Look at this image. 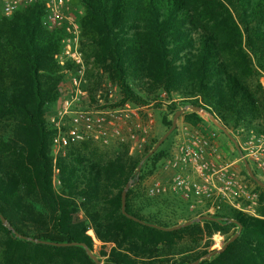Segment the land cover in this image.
Here are the masks:
<instances>
[{"label":"trees","instance_id":"trees-1","mask_svg":"<svg viewBox=\"0 0 264 264\" xmlns=\"http://www.w3.org/2000/svg\"><path fill=\"white\" fill-rule=\"evenodd\" d=\"M83 8L80 44L94 67L116 84L122 100L145 104L164 93L167 113L199 105L230 130L262 128L264 87L255 77L264 73V0H74ZM40 3L14 12L0 9V213L19 233L54 242H82L94 253L86 232L110 243L100 249L104 264H187L195 254L178 249L183 239L197 243L204 234L221 232L227 247L197 264H264V187L242 174L259 192L257 212L248 215L225 205L207 213L219 220H201L165 231L141 224L121 212V191L127 212L164 226L179 223L166 202L139 199L138 188L168 152L147 156L128 147L110 155L83 145L55 163L61 184L53 186L50 146L54 128L46 108L58 99L67 65L53 55L60 35L41 24ZM69 68V67H68ZM255 78L254 81L252 79ZM185 122L202 120L197 111L181 113ZM168 128L171 118L164 116ZM77 208L83 211L76 221ZM150 208L147 215L142 213ZM184 209V208H183ZM201 215L181 216V222ZM225 239V240H226ZM0 264H95L81 245H52L14 237L0 220Z\"/></svg>","mask_w":264,"mask_h":264},{"label":"built area","instance_id":"built-area-1","mask_svg":"<svg viewBox=\"0 0 264 264\" xmlns=\"http://www.w3.org/2000/svg\"><path fill=\"white\" fill-rule=\"evenodd\" d=\"M37 3L43 6L42 26L60 35V46L53 57L61 65H67L60 83L63 81L64 91L68 94L59 102L50 120L47 119L54 128L50 156L54 164L52 183L57 187L61 184L55 167L57 160L88 140L98 141L103 146L110 145L120 136L123 125L136 114V108L128 102L105 110L87 105L92 103L87 88L89 68L80 46V17L70 7L69 0H0V9L3 15L10 17L14 12ZM94 99L96 105L104 108L99 103V96L95 95ZM239 135L242 136L237 139L241 153L237 160L242 162L245 159L251 168L264 173V127L242 130ZM214 136L213 132H185L179 136L163 159V168L173 171L172 178L167 182L151 178L145 186L147 194L177 193L190 210L201 214L215 213L228 205L248 215L260 216L257 212L259 192L255 188L247 189L243 182L245 176L236 173L231 164L217 162ZM130 137L136 138V142L129 149L139 152L145 140L144 134L132 132ZM76 215L83 219L80 208H77ZM86 232L95 242L92 230L88 228Z\"/></svg>","mask_w":264,"mask_h":264},{"label":"rangeland","instance_id":"rangeland-1","mask_svg":"<svg viewBox=\"0 0 264 264\" xmlns=\"http://www.w3.org/2000/svg\"><path fill=\"white\" fill-rule=\"evenodd\" d=\"M70 7L74 10L75 13L79 17L83 14V8L80 4L75 2L74 0H69ZM81 40V39H80ZM81 46V44H80ZM83 51L85 60L87 61L88 68H89V81H88V91L91 94L92 97H95V95L99 94V103L104 106H113L117 107L122 104H124L127 100H122L121 92L116 84H114L110 79L108 78L107 74L102 71L100 68L94 67L92 63L91 58H87L85 55L84 49ZM98 70H97V69ZM264 87V73L259 72L255 76ZM92 79V82H91ZM255 78L252 79L254 81ZM167 99L164 96V93H161L160 96L157 99L148 101L145 104H133L132 102L128 101L129 104H131L134 108H136V114L132 115L131 118L127 121L126 124L123 125V127L120 129L121 134L118 136L110 145L103 146L99 144L98 141L94 140H88L83 143V145L87 144L90 146H95L98 148V151L101 153H106L107 155H110L113 153V151H119L123 146L128 147L129 154L132 156H138L142 155L144 150L149 146L150 142L154 138H159L166 130V126L162 124V118L164 116H167L172 119V115H169L167 113V107H166ZM59 103V102H58ZM59 105V104H58ZM56 112L55 106L49 105L46 108V118L50 120L51 116L54 115ZM201 115L202 120L198 122L197 124H190L185 122L182 115L180 114L177 118L176 127L169 133V135L162 141V143L159 145L157 149H166L167 152L172 149L174 142L176 139H178L179 136L183 135L185 132H192V133H199V134H209L210 132H213L215 136L213 137V141L216 147V151L218 153L217 162L219 164H231L230 166L233 168V170L236 173H242V170L244 168L243 163L241 161H238V152L235 149L233 143L231 140L218 128L216 127L211 120L209 119L208 115L204 111L198 112ZM262 127H264V120L261 121ZM229 132L237 139H241L242 136L239 135V132H242V130H246L243 128H238L237 130H230ZM239 131V132H238ZM136 133L137 134H144L145 140L142 142L139 152H136L135 150H130L129 146L136 142V138L130 137V133ZM156 149V150H157ZM142 166V165H141ZM255 174L260 177L262 180H264V173L258 171L255 168H252ZM168 171L171 169H164L163 168V160L158 163L157 169L149 175H146L138 188V195L140 197L136 199V201H139L141 199L142 201L147 198L154 199L153 201H163L166 202L168 205V208L171 209V211H175V218L180 223V218L184 214H193L197 212L196 210H190L186 202L180 197L179 194H172V193H164L157 196H149L145 190V186L148 182H150L151 178H157L161 181H170L172 178L171 174L170 176H166V178H162L160 176V172ZM244 185L247 189L254 188V185L247 180L246 178L243 179ZM184 208V209H183ZM150 211H153L150 208H145L142 210V213L147 215ZM203 215V214H201ZM84 219V218H83ZM76 221H82V218H80L78 215L75 216ZM90 228L93 233L92 225L88 224L86 227V230ZM94 234V233H93ZM226 235L221 232H213L211 234H204L197 243L190 242L187 239H183L178 246V249L185 250V253L189 254H195L202 250H208L211 251L216 248H220L222 244L225 241ZM96 239V238H95ZM94 248L97 253V257L99 258V250L102 249L106 252L110 250L111 244L105 243L103 247L101 246V242L96 239L94 242ZM101 263L104 264L105 256H101Z\"/></svg>","mask_w":264,"mask_h":264},{"label":"water","instance_id":"water-1","mask_svg":"<svg viewBox=\"0 0 264 264\" xmlns=\"http://www.w3.org/2000/svg\"><path fill=\"white\" fill-rule=\"evenodd\" d=\"M187 109H190V110H193V111H197V112H200V111H204L209 119L211 120V122L216 126L218 127L230 140L231 142L233 143L235 149L237 150V152L240 154L241 153V150H240V147L238 145V142L236 140V138L229 132V130L224 127L223 125H221L213 116L211 113L207 112L206 110H204L201 106L199 105H191V104H187V105H184L183 107L177 109L174 114L172 115V119H171V125L167 128V130L157 139V141L154 143V145L151 147V149L148 151V153L145 155V157L139 162L137 168H136V171H135V176L137 177L139 171H140V168H141V165H142V162L143 160L151 155L154 151H156V149L159 147V145L162 143V141L169 135V133L176 127V122H177V118L178 116L185 110ZM242 163H243V166L245 168V171L246 173L248 174V176L253 180L255 181L259 186H262L264 187V180H262L260 177H258L255 172L253 171V169L250 167V165L248 164V162L243 159L242 160ZM133 183V179H129L126 184L124 185L122 191H121V212L122 214H124L125 216H127L128 218H131L133 219L134 221H137L141 224H146L148 226H151V227H155V228H158L160 230H165V231H170V230H174V229H177V228H180V227H184V226H187L193 222H198V221H201V220H219L218 217H215L213 215H210V214H203V215H198L192 219H189V220H186V221H183V222H180V223H176L174 225H170V226H164V225H161V224H158V223H155V222H150V221H145L144 219H141L137 216H135L134 214H131L129 212L126 211L125 209V201H126V192L128 190V188L132 185ZM0 220L2 222V224L4 226H6L14 235V237H18V238H22V239H27V240H30V241H33V242H36V243H46V244H52V245H59V246H65V245H81L82 247H84L87 255L95 262V264H102L101 263V260L97 257V255L85 244V243H82V242H54V241H49V240H43V239H40V238H35V237H32V236H29V235H24V234H21L19 232H17L13 227L12 225L8 222V220L0 213ZM228 221H232V222H235L237 225H238V229L231 235L229 236L225 241L224 243L222 244V246L220 248H216V249H213L211 251H208L206 252L205 254H203L202 256L198 257L197 259L193 260V261H190L188 262L187 264H197L199 263L201 260L203 259H208L210 258L212 255H214L215 253H218L222 250H224L227 245L233 241L240 233V230L242 228V225L235 219L233 218H230L228 219Z\"/></svg>","mask_w":264,"mask_h":264},{"label":"crops","instance_id":"crops-1","mask_svg":"<svg viewBox=\"0 0 264 264\" xmlns=\"http://www.w3.org/2000/svg\"><path fill=\"white\" fill-rule=\"evenodd\" d=\"M97 69V68H96ZM98 70V69H97ZM91 82H92V79H91ZM66 83H67V81H66ZM63 85H64V83H63V81H62V83H60V86H59V91H60V95H59V97H58V99L57 100H55L53 103H50L51 105H53V107L55 106V109L57 108V106H58V102H60L64 97H66V94H68V93H66L65 91H64V88H63ZM97 96H99V94H97ZM95 97H91L90 98V100H92V103H87V105H89V106H93V108L95 107V106H97L99 109H108V108H115V107H113V106H104L103 105V107L104 108H100V106L97 104L96 105V103H97V101L94 99ZM126 102H128V100L126 101ZM49 104V105H50ZM48 105V106H49ZM85 105V104H84ZM136 105V104H135ZM82 146H83V144H82ZM171 174H173V171L172 170H168V171H164V170H162L161 172H160V176L162 177V178H166V176H170ZM172 176V175H171Z\"/></svg>","mask_w":264,"mask_h":264}]
</instances>
